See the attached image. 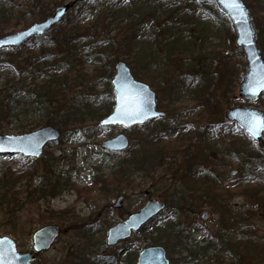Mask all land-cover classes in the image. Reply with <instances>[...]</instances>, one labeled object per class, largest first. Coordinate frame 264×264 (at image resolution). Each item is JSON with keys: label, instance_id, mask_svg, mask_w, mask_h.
Listing matches in <instances>:
<instances>
[{"label": "rangeland", "instance_id": "rangeland-1", "mask_svg": "<svg viewBox=\"0 0 264 264\" xmlns=\"http://www.w3.org/2000/svg\"><path fill=\"white\" fill-rule=\"evenodd\" d=\"M70 1L42 0V5L46 7L48 4L51 13L55 7ZM125 2L87 0L82 8L77 9L80 14L77 15L75 10H72L66 16L68 18L77 16L76 19L81 24L88 26L84 31L97 45L93 46L90 43V46L78 51L76 54L79 55H74L76 59L73 65L64 64L61 69L49 70L50 74L54 71L58 76L65 75L69 88L66 96L67 107L89 104L93 108H99L96 114L105 112L104 106L108 100L106 94L109 88L112 92V86H108L105 74L111 68L114 70V64L118 59L129 64L125 55L117 57V48H106L104 43L107 29L115 26L108 22L125 19L120 13ZM26 3V0H0V11L4 10V15H8L5 16L8 21L3 18L6 23H0V35L20 31L46 17V15L40 17L35 15L38 11L37 6L31 7ZM249 9L251 16H256L257 21L260 22L261 16H258L257 9L252 6ZM220 14L225 17L223 13ZM221 20V18L217 19L220 26L215 25L213 21L207 22L209 40H205L202 44L207 52L214 53L212 66L221 67L225 63L230 66L234 63L237 66L243 62L245 64L243 53L235 49L234 39L233 41L225 39L228 35L223 25L225 20V23L229 24L227 17L223 22ZM229 28L230 31L233 30L230 26ZM114 32H110L111 36ZM222 39L225 43H221ZM37 49L35 44L21 47L19 54L12 56V62L17 63L21 60V56H26L31 50L37 53ZM7 51L4 49L0 52L7 54ZM43 53L48 61L52 60V55ZM4 58L9 59L7 56ZM54 58L58 60L55 55ZM43 60L46 64L51 63ZM100 70L102 72H98ZM4 71L0 69L1 93L4 92L2 85L5 81L3 80L5 76L2 74ZM29 71L30 68L27 69V72ZM242 76L243 73L238 80H233L232 86L227 89L225 84L215 87L214 99L218 101L216 107L212 105L209 108H199L198 104L186 98L175 101L170 103V107L164 108L170 121L162 120L159 123L155 122L159 118L151 119L145 123L144 131V128L136 127L123 130L121 126L115 125L99 124L96 127L94 124L96 120L92 119L77 128L67 126L60 129L63 138L61 136L60 139L50 141L44 148L43 154L36 159L24 158L17 154L0 155V176L8 169L16 172L12 174L13 181L19 174L23 175L14 186H9L11 192L8 193L9 198L0 203V235L9 236L16 242L18 250L27 252L31 247L33 232L39 227L56 224L60 227L59 236L49 249L38 254L32 264H66L79 252L80 247H86L84 244L86 236H93L98 253H109L116 248L124 247L126 241H120L114 246L105 244L107 229L122 222L129 214L144 206L147 200L157 199L167 202V207L160 216L150 221L146 229L133 233L129 237V242H135L139 247L155 245L152 239L156 238L159 229L170 221L175 226L176 234L183 231L182 238H186L189 234L190 239L197 244V247H193V251H190L187 246L176 245L174 241L176 236L171 249L162 241H157V244L165 247L170 263L179 264L180 261H188L192 256H197L198 264H232L239 259L237 253L235 255L228 253L224 241L221 240L222 235H219L223 230H227L231 234L228 237L230 243L239 244L240 241L241 244L248 243L247 246L250 247L240 244L242 264H264V199L260 201L257 198L264 197V174L262 171L260 173L256 171L260 163L264 164V153L261 149H257L260 144L258 146L252 144L246 134L234 127L228 128L232 122L226 119L227 110L240 104L264 110V95L255 101H244L239 95L238 86ZM23 77L22 75L11 78L8 86L11 83L16 88L21 86L25 81L22 80ZM148 85L157 95L155 85L151 83ZM158 108L161 109L159 106ZM24 109H28V106L23 105L22 108L14 111L16 113H13L10 120L8 118L2 121L0 134H21L42 126L39 124L42 116L39 111ZM212 109L215 116L211 114ZM173 119L175 121H171ZM155 123L167 127L161 129L157 127L160 134L153 138V141L163 146L168 158L167 162L155 167L148 175L141 170L133 169L128 176L119 178L118 172L114 171L113 160H116V166L125 164L124 157H127V153L138 149L135 146L137 141L148 133L155 132L157 126ZM37 124L39 126L35 127ZM33 127L35 128L31 129ZM53 127L58 128V125ZM120 132L126 133L129 139V145L124 151L109 152L101 145V142L109 140ZM228 144L237 151L240 149L245 150L246 153L250 152L252 158L262 155L255 160L256 167L250 169V174L240 169L241 162L227 156L232 154L231 146ZM198 148L201 152L193 158L192 155ZM44 154L54 157L50 167L43 164L47 158L43 157ZM219 160L222 164L225 162V167L214 170L218 178L212 180L208 170L221 164ZM232 169L237 170L233 175L230 174ZM66 180L69 183L62 187ZM192 181L193 184H188ZM206 182L214 194L204 193L208 185ZM51 191L56 192L53 194ZM256 192L258 193L255 195ZM203 211L208 212L205 219L201 217ZM227 220L231 221V227L223 228L221 223ZM93 250L89 251L93 252ZM196 252L205 253L195 255Z\"/></svg>", "mask_w": 264, "mask_h": 264}, {"label": "trees", "instance_id": "trees-1", "mask_svg": "<svg viewBox=\"0 0 264 264\" xmlns=\"http://www.w3.org/2000/svg\"><path fill=\"white\" fill-rule=\"evenodd\" d=\"M32 1H35L33 3ZM26 0V5L31 7L37 6V12L35 15L47 16L50 14L48 10L49 6H43L42 0ZM87 0L78 1L76 5L67 13L75 10L78 15L77 9L82 8ZM114 2L126 1L125 6L121 8L120 13L125 16V19L117 21H109L110 24H115L113 28L107 29V37L104 40L106 48L118 49V56H126L127 62L131 66L132 74L136 79L145 80L148 84H154L157 90L156 105L161 107V110L165 107H170V103L175 101L186 100L198 104L199 108L214 107L216 99H214V89L220 85H224L226 89L232 86L233 80H238L239 76L245 72L244 62L237 66L228 63L223 64L221 67L217 65L212 66L214 53L207 52L203 43L205 40H209L208 36L210 33L207 30V22L213 21L216 25H221L217 19L221 18L223 22L224 18L222 14L218 12L215 7L213 0H112ZM249 8L254 7L257 9L260 22L257 21L256 16L253 17L254 27L256 28V37L259 48L264 53V0H244ZM1 9V8H0ZM66 15V16H67ZM4 10L0 11V23H6ZM64 17L62 22L52 28L51 31L41 35V37H34L26 45L20 46V48H11L7 54L0 52V69L5 70L4 74L3 93L0 91V131L3 125L2 121L6 120L15 114V110H18L24 106H28V109L24 110H36L39 111L42 116L40 123L42 125H58L60 129H64L67 126L80 127L83 126L88 120H96L94 123L96 127L99 125L100 118L108 114L112 110L114 97H112L111 89L109 88L107 104L105 112L96 114V110L99 108H93L89 104H84L81 107H67L68 99L66 98L68 93V86L66 84L65 75L58 76L56 72L49 73L50 69H61L64 64L67 66L75 63L74 55L78 51L90 46L92 43L95 46L91 37H88L87 32L84 30L88 29V26L81 24L77 16L71 18ZM5 18V19H3ZM226 21V20H225ZM223 25L226 28V34L228 35L225 39H231L233 41V30L230 31L229 24ZM116 22V23H115ZM227 26V27H226ZM222 28V26L220 27ZM112 31H115L111 36ZM1 32V28H0ZM221 36V35H220ZM219 36V37H220ZM225 43L222 39L221 43ZM31 44H35L38 47L37 53L35 50H31L26 56H21V60L17 63H13L12 56L19 54L21 47H25ZM97 46V45H96ZM237 49V48H235ZM240 52V49H237ZM46 54L52 55V60L48 61L45 57ZM54 55L58 58L56 60ZM79 55V54H76ZM7 56L9 59H5ZM116 57V58H117ZM74 59V60H71ZM209 58V59H208ZM51 62L46 64L44 60ZM208 59V60H207ZM30 68L31 71L27 72ZM113 69L108 71L106 80L110 87V79L113 74ZM9 72V73H8ZM102 72V70L98 71ZM139 72L142 74H139ZM111 74V75H110ZM24 81L22 85L17 87L15 85L8 86L11 78L21 77ZM37 80L39 82L37 83ZM166 100V102H163ZM63 105L61 108L60 106ZM215 109V108H214ZM211 110V114L215 116ZM165 111V110H164ZM167 113L162 118H159L155 122H159L167 119ZM223 117V116H222ZM170 121V120H168ZM171 121H175L174 119ZM39 124L35 125L39 126ZM156 124V123H155ZM145 125L137 126L136 128H144ZM148 125V124H147ZM157 125V124H156ZM217 124H214L216 126ZM35 127L31 128L34 129ZM167 128L164 124L157 125L154 131L143 136L136 143L138 149L132 150L127 153L125 158V164L117 165L116 160L114 162V171L118 172L119 178L123 179L134 170H141L147 175L154 171L155 167L164 165L168 158L162 145L158 144L157 141H153V138L159 136L160 132L158 128ZM231 127V128H230ZM235 128V124L229 125L228 128ZM218 128V126H217ZM156 130L158 132H156ZM147 131V129H146ZM68 132V131H67ZM62 133V131H61ZM63 134V133H62ZM63 138V136H62ZM143 139V142H142ZM252 143V142H251ZM253 144V143H252ZM231 150L235 152V149ZM255 145V144H254ZM243 154L245 150H240ZM193 158L196 157L197 153L201 152V149L195 150ZM248 157L249 167L248 171L255 166V160L260 158L251 157V153H246ZM44 161V166L50 167L54 157L51 155ZM262 160V159H261ZM250 161V162H249ZM54 165V164H53ZM261 166V167H260ZM260 168L257 167L258 171L264 174V164L260 163ZM116 167V168H115ZM5 170L0 176V203L8 199L9 186H14L16 181L23 175L19 174L13 181L12 170ZM177 172V171H176ZM251 172V171H250ZM98 175V173H97ZM69 182L66 180L61 186L64 187ZM190 182L188 184H193ZM27 184H29L27 182ZM26 184V185H27ZM208 183H206L207 185ZM206 195L214 194L212 188L208 184L205 187ZM54 190V188L52 189ZM59 190V189H57ZM211 191V192H210ZM52 192V191H51ZM56 192V191H55ZM55 192H52L53 194ZM258 192L255 193V195ZM218 196V195H217ZM220 196V195H219ZM218 196V197H219ZM49 197V196H48ZM260 201L264 197H257ZM167 203V202H166ZM167 207V206H166ZM68 213V212H64ZM72 219V218H71ZM75 219V218H73ZM231 221H223L221 226L223 228H230ZM168 221L163 227L157 232L156 238L152 241H162L163 244L170 249L173 247L172 244L174 239L176 245L187 246L188 250L193 251V247H197L196 242H193L189 234L186 238H182L183 231H179L176 234L175 226ZM148 227L145 225L142 229ZM223 230L221 232V240L224 241L227 250L236 247L239 251V244L230 243L226 235L229 231ZM186 234V232H185ZM162 238V239H161ZM93 236L85 237L84 244L86 247H80L79 252L72 256L68 260V264H134L136 254L139 250V245H135V242H129V238L126 239L125 246L122 248H116L114 251L109 253H98L94 245ZM174 243V242H173ZM245 247H248V243H242ZM241 244V245H242ZM105 247V246H104ZM94 249V250H93ZM89 250H93L90 252ZM195 253V252H191ZM204 254L205 252H196L195 255ZM250 252L248 251V255ZM197 256H192L188 261H180L179 264H198ZM241 260V259H240ZM235 261L232 264H242ZM66 263V264H67ZM170 264H175L171 262Z\"/></svg>", "mask_w": 264, "mask_h": 264}, {"label": "water", "instance_id": "water-1", "mask_svg": "<svg viewBox=\"0 0 264 264\" xmlns=\"http://www.w3.org/2000/svg\"><path fill=\"white\" fill-rule=\"evenodd\" d=\"M77 0L62 3L55 7L49 16L31 23L20 31L0 35V50L17 48L27 43L34 36H41L62 21L66 13L76 4ZM216 7L229 20L233 28L234 43L243 52L245 73L238 86L239 95L243 100H256L264 92V57L257 44L256 31L253 25L249 7L244 0H238L233 5L232 0H214ZM115 70L110 80L114 97L113 109L100 120L104 126L117 125L129 129L134 125L162 117L164 111L157 109L156 95L150 85L138 80L131 73L129 65L118 59L114 64ZM227 120L239 124L249 134L253 141H259L264 131V124L258 130H253L254 120L264 121V110L255 109L248 105H236L226 112ZM60 131L51 125H45L23 134H0V154L20 153L23 156L39 157L47 141L56 140ZM101 145L108 150L121 151L129 145L125 133L103 141ZM235 172L232 171V174ZM120 199V198H118ZM165 207L157 199L147 200L143 207L128 215L122 222L108 229L106 244H114L119 239H125L132 231L141 228L145 222L155 216ZM204 219L207 212L201 215ZM59 234V227L55 224L39 227L32 234V249L34 251L22 252L17 250L15 241L9 236L0 235V264H31L35 257L34 252H40L51 246ZM136 264H169L165 249L161 245L146 246L139 251Z\"/></svg>", "mask_w": 264, "mask_h": 264}, {"label": "flooded vegetation", "instance_id": "flooded-vegetation-1", "mask_svg": "<svg viewBox=\"0 0 264 264\" xmlns=\"http://www.w3.org/2000/svg\"><path fill=\"white\" fill-rule=\"evenodd\" d=\"M264 131H262V133H263ZM242 133V132H241ZM264 134H263V136L261 137V140H260V142H262L261 144H260V142L259 143H255V145L256 146H258L259 144H260V146H258L259 148H257V149H261L262 151H263V153H264ZM245 154V153H244ZM241 151H240V149H238V151L237 150H235V152H233L232 151V154H228L227 156H229V158H232L233 160H235V161H239V162H241V168L240 169H242V170H246V174L248 173L247 172V168L249 167V163L247 164V162H248V157H247V155H244ZM261 156L262 155H260V158H261ZM256 158H259V157H256ZM257 160V159H256ZM219 162L221 163V160H219ZM250 162V161H249ZM225 162L222 164H219V165H217V166H213V168L211 169L210 167H205L206 169H211V170H208V175L212 178V180L213 179H217L218 178V174H216L215 173V171L214 170H217L218 169V167H225ZM232 171H234L235 173H236V169H232V170H230V174H232ZM234 173V174H235ZM233 175V174H232ZM216 181L214 180V183H215ZM207 183V182H206ZM207 212V211H206ZM207 216H208V212H207ZM207 218V217H206ZM226 233H227V231H226ZM228 234V233H227ZM219 235H221L220 233H219ZM231 236V234L229 233L228 235H226V238H228V237H230ZM239 241V240H238ZM228 251V253H230L231 255L233 254V255H235V253H237V257L239 258V259H237V260H235V262L236 263H239V260H240V253H239V251L237 250V248L236 247H233L232 249H230V250H227Z\"/></svg>", "mask_w": 264, "mask_h": 264}, {"label": "snow or ice", "instance_id": "snow-or-ice-1", "mask_svg": "<svg viewBox=\"0 0 264 264\" xmlns=\"http://www.w3.org/2000/svg\"><path fill=\"white\" fill-rule=\"evenodd\" d=\"M233 5H236L238 3V0H232ZM264 124V121H260V120H254L253 122V130L256 131L259 129V127ZM0 150H3L2 148H0Z\"/></svg>", "mask_w": 264, "mask_h": 264}]
</instances>
